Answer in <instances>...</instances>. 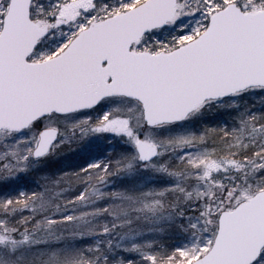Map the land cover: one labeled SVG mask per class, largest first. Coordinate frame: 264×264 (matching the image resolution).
<instances>
[{
    "label": "snow or ice",
    "instance_id": "obj_1",
    "mask_svg": "<svg viewBox=\"0 0 264 264\" xmlns=\"http://www.w3.org/2000/svg\"><path fill=\"white\" fill-rule=\"evenodd\" d=\"M0 264H264V0H0Z\"/></svg>",
    "mask_w": 264,
    "mask_h": 264
},
{
    "label": "trees",
    "instance_id": "obj_2",
    "mask_svg": "<svg viewBox=\"0 0 264 264\" xmlns=\"http://www.w3.org/2000/svg\"><path fill=\"white\" fill-rule=\"evenodd\" d=\"M107 148H109V146H107L106 144H103L102 148L99 151L95 153H89L87 155L81 154V152L78 149H76L54 160H50L48 162V166L55 165L56 167H61L62 164H69V163L75 164V165L80 163L82 165L83 163H86L91 159H96V158H100L101 156H103ZM73 159H78V161L72 162Z\"/></svg>",
    "mask_w": 264,
    "mask_h": 264
},
{
    "label": "rangeland",
    "instance_id": "obj_3",
    "mask_svg": "<svg viewBox=\"0 0 264 264\" xmlns=\"http://www.w3.org/2000/svg\"><path fill=\"white\" fill-rule=\"evenodd\" d=\"M92 140L93 141H97L98 140V138H96V137H93L92 138ZM91 142V141H90ZM107 146H109V147H112V145H109V144H106ZM78 150L81 152L82 150L81 149H79L78 148ZM76 161H78V159H73L72 160V162H76ZM80 166H82L80 163H78V164H62V166L61 167H59V168H61V170L63 169V168H75V167H80Z\"/></svg>",
    "mask_w": 264,
    "mask_h": 264
}]
</instances>
